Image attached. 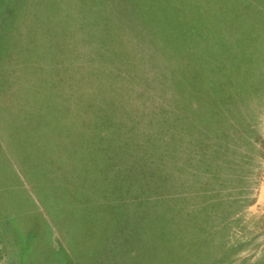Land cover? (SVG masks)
I'll use <instances>...</instances> for the list:
<instances>
[{
	"label": "rangeland",
	"instance_id": "1",
	"mask_svg": "<svg viewBox=\"0 0 264 264\" xmlns=\"http://www.w3.org/2000/svg\"><path fill=\"white\" fill-rule=\"evenodd\" d=\"M0 264H264V0H0Z\"/></svg>",
	"mask_w": 264,
	"mask_h": 264
}]
</instances>
